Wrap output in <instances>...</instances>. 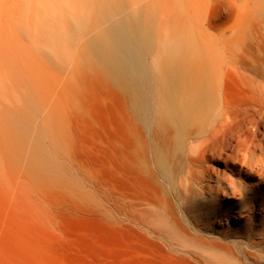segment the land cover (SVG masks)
Here are the masks:
<instances>
[{
	"label": "bare ground",
	"instance_id": "6f19581e",
	"mask_svg": "<svg viewBox=\"0 0 264 264\" xmlns=\"http://www.w3.org/2000/svg\"><path fill=\"white\" fill-rule=\"evenodd\" d=\"M5 11L13 16L10 22L0 16V31L14 23L27 43V58L59 69L66 49L69 70L114 82L129 140L125 156L149 191L142 201L116 196L112 206L95 195L52 129V113L27 110L34 104L33 86L0 105V118L9 125L7 160L35 185L61 192L69 206L96 209L186 249V214L204 199L215 209L214 199L202 197L237 188L236 174L253 166L250 132L264 127V0L239 4L228 33L201 51L184 42L171 2L158 21L143 0H16L0 3V13ZM4 47L0 87L11 88L19 74ZM216 158L230 170L217 178L208 166Z\"/></svg>",
	"mask_w": 264,
	"mask_h": 264
},
{
	"label": "rangeland",
	"instance_id": "374dc122",
	"mask_svg": "<svg viewBox=\"0 0 264 264\" xmlns=\"http://www.w3.org/2000/svg\"><path fill=\"white\" fill-rule=\"evenodd\" d=\"M143 1L150 2L157 21L171 2L179 12L173 22L182 30L184 42L201 51L217 35L228 33L244 0ZM12 2L16 0H0L2 5ZM2 14L12 20V11ZM11 24L8 30L1 29L0 43L19 75L13 87H0V105L33 86L34 104L27 110L39 116L52 113V129L68 146L70 159L84 170L83 181L92 185L95 195L111 206L116 196L145 199L149 190L126 158L129 140L114 82L69 70L66 49L59 69L44 59L27 58L25 38ZM7 127L1 117L0 264H264V127L250 132L253 166L236 174L237 188L227 186L214 197L207 194L202 198L214 199L215 209L210 210L204 199L184 217L190 232L187 250L169 247L145 229L115 222L96 209L69 206L58 190L46 191L32 183L25 170L7 160ZM208 166L214 177L230 172L219 158ZM200 249L203 253L196 252Z\"/></svg>",
	"mask_w": 264,
	"mask_h": 264
}]
</instances>
